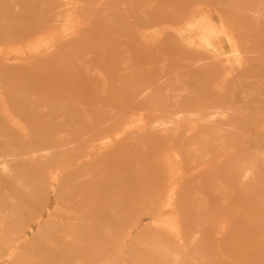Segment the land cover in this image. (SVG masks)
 <instances>
[{
    "label": "rangeland",
    "instance_id": "obj_1",
    "mask_svg": "<svg viewBox=\"0 0 264 264\" xmlns=\"http://www.w3.org/2000/svg\"><path fill=\"white\" fill-rule=\"evenodd\" d=\"M197 1L199 0H0V14L12 16L8 30L14 33L18 30L38 27L41 22L47 23L53 14L60 11V8L64 11L72 9L70 23L64 25L66 31L74 33L81 29L82 35L86 37L78 44L63 49L59 59L83 61L85 66L91 63L90 66L93 68V71L89 72L93 77L90 82L86 79L87 75L80 71L76 74L79 75L80 81L75 80V83L80 82L83 85L89 83L93 86L96 83L94 78L98 83L104 81L102 74L107 78L118 74L129 76L130 72H125V75H122L123 71L116 72L122 66H129L132 72L130 76L135 78L141 74L151 76L146 80L139 79L138 82L134 79L132 92L140 91L144 85L162 84L156 90L159 94L149 96L147 104L145 101L141 105L142 108L136 106L133 109V113L128 116L133 122L142 120L139 117L144 110L148 111L151 117L155 113L162 117L176 113L183 118L185 114L193 112L194 116L200 118L196 117L192 122L193 131L196 133L188 141L191 142L190 147L194 142L200 143V151L195 153L196 157L216 159L246 157L250 159L246 160L250 167L253 166V159L264 165V87H253L259 82L264 84V5L253 15H247L239 10L236 11L237 13L225 16L224 12L216 11L209 3L215 2V5H221L226 4L228 0H200L210 13H199L195 9V16L186 19L193 23L188 25L189 30L187 28L182 32L185 42L177 43L181 46H175L168 38H164L165 40L159 43V46L166 51L162 62H156L158 57L148 51L153 50L152 43L145 46L139 42L136 43L142 45L139 48L138 46L126 48L131 50L127 60L130 65L129 62L126 65L117 62L118 45L113 41L116 37L127 36L136 39L138 36L144 38V35H157L158 32L155 30L160 28L161 31L170 23L184 19L186 12L194 8L187 3L193 4ZM240 5L244 7L248 4L240 3ZM77 20L79 23L76 22ZM117 20L124 23L119 25ZM224 20L228 21L227 26L224 25ZM222 28L227 36L219 31ZM217 31L219 33H216ZM58 33L61 35L62 32L58 31ZM219 34L225 37L224 42L227 47L229 45L227 37L231 34L238 37V44L243 43L244 54L241 59L243 64L237 66L223 59L220 63L222 66L216 64L210 55L212 49L209 41ZM244 45L254 47L253 53L248 54L250 49L244 52ZM12 48V44H5V50ZM99 50L103 51V55H98ZM245 60L251 61L248 70H245L247 68ZM184 63L187 65L185 66ZM160 65H163L162 69H158ZM21 69L16 68L12 72L17 73V70ZM94 70H101L103 73ZM85 89L87 90L88 87L86 86ZM102 90H98L97 87L99 94L104 93ZM112 90L116 91L114 88ZM211 113L213 118L210 121L208 118L211 117ZM190 119L185 121H191ZM93 126L90 125L85 129L82 124L77 126L73 124L65 128L67 131H73L78 139L60 142L54 148L60 149L64 146L67 148L73 141H77L76 147L79 148L67 151V155L61 156L59 160L94 148L98 143L97 139L103 136L102 134H106V130L102 128L97 134L88 132L85 136V132L91 130ZM81 130L85 132L78 136ZM101 131L105 132L101 133ZM177 139L181 142L186 137L183 135ZM50 143L52 141L48 144ZM178 148L177 145L170 152V160L176 166V175L182 174V166L184 167L183 160L182 162L180 158H177L179 162L175 160L173 151L177 152ZM182 153L185 157H189L191 152ZM122 154L124 155L125 151L116 148L104 152L100 159L116 158ZM98 161L99 159L90 166L88 172L90 176L93 174L96 183L102 176L115 180L121 176V170L115 166L102 170L101 166L98 167ZM211 162L209 164L215 163V161ZM235 164L236 161L231 160V166L227 168L228 176L222 177L225 180L229 178L230 181L217 192L208 186H201L199 182L185 186L184 189L175 187V198L184 195L191 201L196 199L199 201L188 203L176 212H169L170 216L175 217H169L175 221V230L169 231L162 227L160 231L154 223H150L143 230L140 228L138 231H133L130 239L125 234L132 222L127 214L113 218L107 212V219L94 220L84 231H73L63 222L66 211L63 207H58L48 221L42 218L36 223L38 215L41 214L39 192L33 191L29 195L15 188L9 181L0 183V264L8 259L13 264H22V260L28 264H135L136 262L140 264L146 259L145 257H149L150 253L156 255L155 261L164 257L173 261L176 257L183 259L189 255L190 238L193 235L196 236L193 245L198 247H195L198 253L205 252L209 256L217 253L218 257H223L229 264H264V223L258 225L260 228L256 229L252 222L254 220L247 218L254 212L260 215L264 212V183L260 182L257 185L262 196L258 199L250 198L254 189L252 185L246 187L236 184L240 176L234 175L238 174V171H234ZM204 172L208 173L209 170ZM90 178H87V173H82L76 180L90 181ZM110 192L112 191L108 193ZM12 199L13 201H10ZM113 199L118 205L123 204L119 196ZM261 218L263 222L264 217ZM33 225L36 231L26 241L24 257L19 255L9 257L10 246L15 243L22 244L16 239L20 231ZM222 226H225L226 232L220 236L216 230L221 229ZM149 243H156L160 248L149 252ZM224 260H220L217 264H225Z\"/></svg>",
    "mask_w": 264,
    "mask_h": 264
},
{
    "label": "bare ground",
    "instance_id": "obj_2",
    "mask_svg": "<svg viewBox=\"0 0 264 264\" xmlns=\"http://www.w3.org/2000/svg\"><path fill=\"white\" fill-rule=\"evenodd\" d=\"M240 3L248 5L242 7ZM187 4L193 5L194 10L186 12L181 21L170 23L161 31L160 28L155 30L158 32L157 35H144V38L136 36V39L127 36L116 37L113 41L118 45L116 55L119 60L117 62L122 65L129 62L127 60H129L128 56L131 50H127V47L138 46L139 48L143 44L147 46L151 43L154 45L152 46L153 50L148 51L151 55L158 57L156 62H162L166 51L159 46V43L165 40L164 38H168L175 46L179 45L177 43H184L185 40L181 34L188 28V25L193 23L186 19L195 16V9L199 13H210L200 0L193 4L191 2ZM209 4L216 11L224 12L225 16L237 13L236 11L239 10L247 15H253L263 8L264 0H248L247 2L245 0H228L226 4L215 5V2ZM71 11L70 8L65 11L60 8V11L53 14L47 23L41 22L38 27L18 30L14 33H10L8 30V25L13 19L12 16L0 14V81L2 82L0 84V183L9 181L15 188L29 195L33 191L39 192L41 214L38 215L36 223H39L42 218L48 221L56 208L63 207L66 211L63 222L69 225L73 231H84L94 220L107 219V212L113 218L127 214L129 219H132L131 227L125 233L129 239L133 231H138L140 228L143 230L150 223H154L156 227L160 228V231H162V227L173 231L176 226L175 221L169 217H174V215L170 216L169 212H176L188 203L199 202L197 199L191 201L188 196L184 195L175 198V187L184 189L185 186L199 182L201 186H208L217 192L227 185L226 182L230 181L229 178L225 180L222 177L228 176L227 168L231 166V160L236 161L234 171H238V174L234 175L240 176L236 184L246 185V187L252 185L254 189L252 197H250L252 199L262 196L257 187L260 182L264 183V165L260 164V161L258 163L255 162L256 159H253V166L250 167L249 162L246 161L250 159L246 157L216 159L195 156V153L200 151V143L194 142L190 147L189 143L191 142L188 141L196 133L193 131L192 122L197 116H194L193 112L185 114L183 118L176 113L170 116L164 115V117L155 113L151 117L149 112L144 110L142 116L139 117L142 119L141 121L133 122L131 118H128L136 106L142 108L141 105L145 101L147 104L149 96L156 95L155 93L159 94L156 90L158 86H162L160 83L144 85L140 91L132 92L135 85L134 79L138 82L139 79L146 80L151 76L141 74L135 78L130 76L132 72L129 66H122L116 72L123 71L122 75H125V72H130L129 76L118 74L107 78L102 74L104 81L98 83L94 78V81L99 84L94 83L95 91V88L89 83L86 85L80 82L75 83V80L80 81L79 75H76L80 71L87 75L86 79L90 82L93 77L89 75V72L93 71V68L90 66L91 63H87L85 66L83 61L59 59L63 49L78 44L86 37L82 35L83 30L81 29L74 33L66 31L67 28L64 25L70 23ZM76 22L79 23V20ZM226 22L228 21L224 20L225 26H227ZM117 23L122 25L124 22L118 21ZM100 25L102 26V24ZM224 28L219 31L225 33ZM58 31L62 32L61 35H58ZM225 35L227 36L226 33ZM224 38L219 34L210 39L209 43L212 49L210 55L218 66H222L220 64L222 59L227 60L229 64L239 66L244 54L242 52L243 43L238 44V37L231 34L227 37L229 41L227 47ZM137 42L142 45L136 44ZM8 43L12 44L13 48L5 50V44ZM243 49L244 52L250 49L248 54L254 51V47L248 45H244ZM98 55H103V51L99 50ZM57 59L58 61H56ZM130 64L129 62L128 65ZM245 64L247 66L245 70H248L251 61L245 60ZM184 65L187 64L184 63ZM16 68L22 69L17 70V73L12 72ZM162 68L163 65H160L158 69ZM94 71L102 72L101 70ZM116 84L119 85L116 86ZM97 87L98 90L103 89L104 93L99 94ZM253 87L263 88L264 84L259 82ZM113 88L116 91H113ZM72 89L74 91H71ZM203 118L201 119L203 120ZM211 118H213L212 113L208 119ZM223 118L225 117L223 116ZM189 119L191 121H185ZM73 124L76 126L82 124L85 129L94 125L89 131L81 130L78 136L84 132L85 136L88 132L97 134L102 128H105L106 132L101 131V133L105 132L106 134H102L103 136L97 139L98 143L94 148L91 147L83 153L79 152L81 153L79 155L67 156L59 160L61 156L67 155V151L79 148L76 147L77 141H73L67 148L65 146L60 149L54 148L60 142L78 139L73 131L65 129ZM183 135L186 139L178 141L177 138ZM50 141L52 143L48 144ZM177 145L179 146L178 151H173L175 160L179 162L177 158H180L184 163L183 173L178 175H176V166L170 160V152ZM116 148L122 149L125 154L116 158L100 159L104 152L113 151ZM183 151H190V156L182 155ZM92 154L94 155L92 156ZM97 159H99L98 167L101 166L102 170L115 166L121 170V176L116 180L102 176V180L100 179L96 183L93 174L90 176L88 172L90 166ZM211 161H215V163L209 164ZM207 169L209 172L205 173L204 171ZM82 173H87V178L92 177L90 181L76 180L77 176ZM5 187L7 188L6 185ZM109 191L112 192L108 193ZM117 196L123 201V204L118 205L114 201L113 197ZM103 204L106 206L104 207ZM134 211L138 212L134 213ZM263 214L264 212L261 215L254 212L247 216L248 219L254 220L252 221L254 228L259 229L258 225L264 223L261 218L264 217ZM34 226H28L24 231H20L16 239H19L22 244L15 243L10 246L9 257L12 255L24 257L26 241L36 231ZM220 228L216 231L221 236L225 234L226 228L225 226ZM195 239L196 236H191L190 253L186 255V258L176 257L171 261L164 257L162 260L155 261L156 255L150 253L149 257H145L146 259L140 264H217L220 260H224L223 257H218L217 253L211 256L205 252L198 253L199 251L196 249L198 247L195 246V248L193 245ZM159 248L158 244L149 243V252ZM204 249L202 248V250ZM21 262L28 264L24 260ZM224 262L229 264L228 261L224 260ZM137 263L139 262L135 264ZM2 264L13 263L8 259Z\"/></svg>",
    "mask_w": 264,
    "mask_h": 264
}]
</instances>
